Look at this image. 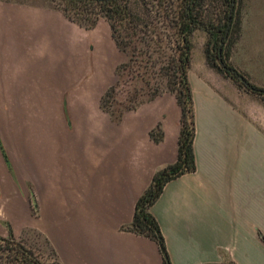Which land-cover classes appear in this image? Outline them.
<instances>
[{
	"label": "crops",
	"instance_id": "crops-1",
	"mask_svg": "<svg viewBox=\"0 0 264 264\" xmlns=\"http://www.w3.org/2000/svg\"><path fill=\"white\" fill-rule=\"evenodd\" d=\"M109 34L0 1V141L10 163L0 150V235L40 232L61 264H163L152 239L121 227L177 158L180 108L171 93L118 122L100 108L104 42L108 69L119 62ZM193 98L196 170L169 181L150 208L171 264H264V129L249 113L211 108L206 89Z\"/></svg>",
	"mask_w": 264,
	"mask_h": 264
},
{
	"label": "trees",
	"instance_id": "trees-1",
	"mask_svg": "<svg viewBox=\"0 0 264 264\" xmlns=\"http://www.w3.org/2000/svg\"><path fill=\"white\" fill-rule=\"evenodd\" d=\"M51 8L85 29L94 28L100 19L108 22L116 47L126 55L116 66V81L105 89L99 102L113 120L120 121L124 112L163 93H171L176 99L181 113L177 158L154 173L136 201L132 221L121 227L152 239L163 264H171L165 238L150 208L169 181L196 170L195 104L189 80L196 30L207 34L204 55L208 66L232 79L238 88L259 96L264 104V88L249 82L229 62L232 45L241 30V0H56ZM150 137L154 142L163 139L159 123L150 131ZM0 150L10 168L1 141ZM30 201L33 213L37 214L33 192ZM27 231L43 238L49 250L47 259L42 260L36 246L23 237H15L8 226V235H0V264H61L40 232ZM203 264L237 263L228 260Z\"/></svg>",
	"mask_w": 264,
	"mask_h": 264
},
{
	"label": "rangeland",
	"instance_id": "rangeland-1",
	"mask_svg": "<svg viewBox=\"0 0 264 264\" xmlns=\"http://www.w3.org/2000/svg\"><path fill=\"white\" fill-rule=\"evenodd\" d=\"M0 1L15 2L50 9H52L51 7H53L56 2V0ZM94 28L97 29V33L101 35L109 34V25L105 19H100ZM206 35V32L198 29L194 32L192 38L194 48L192 51L189 80L195 98L197 100L200 98L201 88L206 89L211 97L210 100L213 101L211 108H236L241 112L249 113L252 115L253 119L256 120L257 118L258 123L261 124L264 129V104L261 98L238 88L232 79L222 76L217 71L210 68L206 63L204 55V44L207 39ZM109 54V50L104 42L102 46L103 58L101 60L104 62H102V66L104 65L106 67L103 72L104 91L117 79L115 73L116 66L126 59V55L118 49V57L114 59V63H117V61L119 62L115 67L111 66V68L108 69L106 58ZM229 62L249 82L264 88V0H241V30L237 41L232 45ZM222 111L230 112L228 109ZM231 123L230 119L225 117L224 122L221 124L222 127L225 128L230 126ZM227 141L228 140L225 139V142ZM221 143L222 142H219L218 144L221 145ZM20 237H23V240L36 246V252H39V257L42 260L47 259L49 250L43 238L38 236L36 232L27 231Z\"/></svg>",
	"mask_w": 264,
	"mask_h": 264
}]
</instances>
